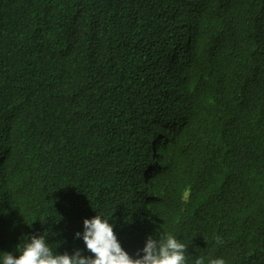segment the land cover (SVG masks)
Returning a JSON list of instances; mask_svg holds the SVG:
<instances>
[{
  "label": "trees",
  "instance_id": "obj_1",
  "mask_svg": "<svg viewBox=\"0 0 264 264\" xmlns=\"http://www.w3.org/2000/svg\"><path fill=\"white\" fill-rule=\"evenodd\" d=\"M96 215L133 258L167 233L264 264V0H0V264L41 235L91 256Z\"/></svg>",
  "mask_w": 264,
  "mask_h": 264
},
{
  "label": "clouds",
  "instance_id": "obj_2",
  "mask_svg": "<svg viewBox=\"0 0 264 264\" xmlns=\"http://www.w3.org/2000/svg\"><path fill=\"white\" fill-rule=\"evenodd\" d=\"M185 34L188 36V30L183 32V36ZM185 39L186 37H182V41ZM161 139H164L163 134ZM155 141L157 138L153 140V142ZM153 142L149 144L148 162L140 168L137 174V182L144 188V194L147 196L145 201L156 196L155 188H153L155 186L154 177L163 159L161 149H157V147L152 149ZM187 195L186 192L185 197ZM149 202L150 200L147 205ZM109 221V219L102 218L101 215H96L90 220L85 219L83 233L75 234L77 239H83L86 249L92 254L91 256L82 255L81 250H75L72 255L67 252L56 254L47 243L45 235H41L39 237L32 236L30 242L28 240L22 248L19 245L17 248L20 252L18 258L10 253H3V264H188L189 256L186 255L188 245L167 233L162 234L160 238L149 236L145 246L136 253V258H133L122 248L114 233V225ZM216 241L218 244L222 243L219 237L216 238ZM191 264H204V258L192 259ZM209 264H225V260L223 258L211 259Z\"/></svg>",
  "mask_w": 264,
  "mask_h": 264
},
{
  "label": "bare ground",
  "instance_id": "obj_3",
  "mask_svg": "<svg viewBox=\"0 0 264 264\" xmlns=\"http://www.w3.org/2000/svg\"><path fill=\"white\" fill-rule=\"evenodd\" d=\"M159 140H160V137L157 138V141L153 142V144H152V149H156V147H157V143H158ZM154 151H155V150H154ZM150 162H151V161H150Z\"/></svg>",
  "mask_w": 264,
  "mask_h": 264
},
{
  "label": "rangeland",
  "instance_id": "obj_4",
  "mask_svg": "<svg viewBox=\"0 0 264 264\" xmlns=\"http://www.w3.org/2000/svg\"><path fill=\"white\" fill-rule=\"evenodd\" d=\"M149 200H147L144 204H146Z\"/></svg>",
  "mask_w": 264,
  "mask_h": 264
}]
</instances>
